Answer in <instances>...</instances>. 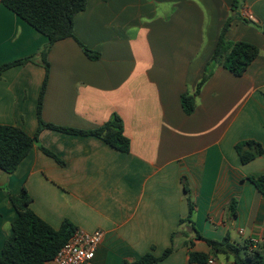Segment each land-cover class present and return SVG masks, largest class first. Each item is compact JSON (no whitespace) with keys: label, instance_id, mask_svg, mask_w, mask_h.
<instances>
[{"label":"crops","instance_id":"obj_1","mask_svg":"<svg viewBox=\"0 0 264 264\" xmlns=\"http://www.w3.org/2000/svg\"><path fill=\"white\" fill-rule=\"evenodd\" d=\"M233 3L88 0L74 32L100 58L91 60L74 39L52 46L42 119L91 131L118 115L130 152L92 135L41 131L0 187V255L18 218L11 197L23 189L31 210L55 229L70 220L79 230L104 232L92 264L134 263L172 247L156 264H197L190 261L192 252L210 255L213 264H232L223 254L211 255L205 240L264 244V196L248 180L264 176V154L243 164L236 151L245 141L264 149V34L255 25L264 24V0H238L236 11ZM230 17L227 40L254 44L260 54L241 77L213 65L195 111L187 115L181 98L197 91ZM47 44L0 0V68L35 59L1 75L0 125L38 132ZM189 197L192 222L186 220Z\"/></svg>","mask_w":264,"mask_h":264},{"label":"trees","instance_id":"obj_2","mask_svg":"<svg viewBox=\"0 0 264 264\" xmlns=\"http://www.w3.org/2000/svg\"><path fill=\"white\" fill-rule=\"evenodd\" d=\"M87 2L88 0H2L5 7L48 39V44L41 52L46 78L41 88L38 102V132L31 136L18 127L0 125V170L5 173L12 175L17 170L19 165L37 145L39 134L44 129L79 136H96L121 152H130L131 142L125 136L123 120L118 115L113 116L104 126L91 131L59 127L47 124L42 119L43 99L50 73L47 57L52 46L66 39H74L91 60L100 58V54L86 47L76 37L74 32L75 18L86 10ZM237 7L238 0H234L233 11H236ZM233 21V18L230 17L225 23L213 57L207 65L205 75L199 83L195 94L187 93L181 98L184 112L187 115H191L195 111L196 97L213 74V65L220 64L235 76L241 77L260 54L259 48L254 44L227 40L226 34ZM243 21L254 24L246 19H243ZM255 25L264 34V24ZM30 60L31 58H28L2 66L0 68V78L6 70L24 65ZM42 150L62 164V161L54 153L45 148H42ZM236 151L243 164H248L264 154L262 145L255 141H245L237 144ZM248 180L264 196V176H253L249 177ZM185 192L190 195L186 183ZM11 199L18 212V218L12 224V234L5 242L0 255V264H48L52 262L78 229L70 220H65L59 229H55L41 219L31 210L32 199L25 189L22 190L21 194L12 196ZM188 203L190 211L186 220L192 222L194 203L190 197L188 198ZM235 206L236 203L234 202L232 208ZM198 238L205 240L200 234H198ZM205 241L212 249L211 255L223 254L228 260L233 259L232 264H264V244L259 245L257 248L250 241L244 244H234L229 237H226L221 242L214 240ZM174 251L175 248L172 247L167 249L160 257L149 253L134 263L125 262L124 264H156L167 259ZM209 260L210 255L204 253L192 252L190 256L192 263L207 264Z\"/></svg>","mask_w":264,"mask_h":264},{"label":"built area","instance_id":"obj_3","mask_svg":"<svg viewBox=\"0 0 264 264\" xmlns=\"http://www.w3.org/2000/svg\"><path fill=\"white\" fill-rule=\"evenodd\" d=\"M105 234L101 230L89 233L76 230L70 240L53 259L56 264H92ZM213 264V259L209 260Z\"/></svg>","mask_w":264,"mask_h":264},{"label":"water","instance_id":"obj_4","mask_svg":"<svg viewBox=\"0 0 264 264\" xmlns=\"http://www.w3.org/2000/svg\"><path fill=\"white\" fill-rule=\"evenodd\" d=\"M9 173H4V175L2 176L1 180H0V187H4L9 179Z\"/></svg>","mask_w":264,"mask_h":264},{"label":"rangeland","instance_id":"obj_5","mask_svg":"<svg viewBox=\"0 0 264 264\" xmlns=\"http://www.w3.org/2000/svg\"><path fill=\"white\" fill-rule=\"evenodd\" d=\"M30 61H31V62H35V59H34V58H31ZM212 70H213V67H212ZM249 235H250V233L248 232L246 236H249ZM240 241H241V240H240Z\"/></svg>","mask_w":264,"mask_h":264}]
</instances>
